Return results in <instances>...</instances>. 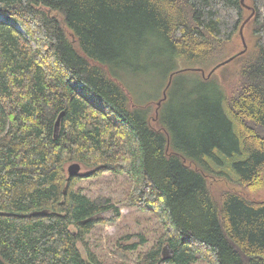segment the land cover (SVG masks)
<instances>
[{
  "label": "trees",
  "instance_id": "obj_1",
  "mask_svg": "<svg viewBox=\"0 0 264 264\" xmlns=\"http://www.w3.org/2000/svg\"><path fill=\"white\" fill-rule=\"evenodd\" d=\"M245 5L249 9L241 0H0L5 264H102L87 237L95 225L113 224L120 211L75 184L105 175L125 177L126 205L153 215L162 228L136 264H264V200L234 190L215 198L209 189L213 180L249 191L264 187V0ZM252 11L246 24L255 53L233 56L241 62L235 94L215 86L212 96L181 95L174 111L169 108L174 76L187 71L176 63L215 65ZM154 56L169 63L161 91L173 76L153 111L149 103L134 105L124 78L148 73L143 65ZM192 72L200 91L213 87V73ZM73 163L83 172L68 178ZM139 238L123 250L145 244ZM166 245L172 254L164 260Z\"/></svg>",
  "mask_w": 264,
  "mask_h": 264
},
{
  "label": "rangeland",
  "instance_id": "obj_2",
  "mask_svg": "<svg viewBox=\"0 0 264 264\" xmlns=\"http://www.w3.org/2000/svg\"><path fill=\"white\" fill-rule=\"evenodd\" d=\"M249 3V0H245ZM251 26L246 24L243 28L242 36L246 44V51L248 55L255 53V38L252 36ZM241 37L239 33L233 36L231 42L224 48L225 52L223 57L219 59L215 65L210 67H200V70L204 71V77L208 75L210 70L220 64L232 58L234 55L241 52L243 49ZM245 51V52H246ZM167 61L162 60L158 56H154L149 61H146L145 66L148 73L142 72L138 76H127L126 86L129 89L131 100L134 105L145 106L146 104H152V110H155V104L159 98L162 97L161 89L164 86L165 77L168 72ZM241 62L233 60L228 64L218 68L212 75L211 85L212 88L206 90L198 89L197 75L189 69H195L196 66L187 64L183 61L176 63L179 70L187 71L178 74L175 77L177 79V86L174 89V98L169 103V108L177 107L181 102L180 96H186L191 94L192 99L198 97L199 93L204 94L206 97L212 96L215 86L219 89L222 86L228 95L235 94L239 83V72ZM197 69V67H196ZM221 87V88H222ZM83 170V169H82ZM80 172H83V171ZM264 173V172H263ZM264 177V176H263ZM128 180L125 177L105 175L97 179L90 181H81L76 183V187H81L82 192L86 197L90 199L107 198L116 206L120 211V217L115 220L113 224H99L95 225L87 237L88 248L95 254L97 261L102 264H119L128 263L136 264L139 253L148 251L153 244H155L157 237L161 234L162 228L155 219V217L148 213H142L134 208H130L124 201L125 195L128 190ZM209 189L215 198H219L220 195L226 190H234L241 193L245 198L254 201L264 200V187L255 191L243 190L233 187L221 180H213L209 182ZM111 213H104L102 218H111ZM131 238L127 241L126 237ZM142 236L146 239L145 244L139 246L137 250L125 252L123 249L128 245L137 244L139 237ZM82 246L79 245L78 249L85 256V252ZM203 264V263H197Z\"/></svg>",
  "mask_w": 264,
  "mask_h": 264
},
{
  "label": "water",
  "instance_id": "obj_3",
  "mask_svg": "<svg viewBox=\"0 0 264 264\" xmlns=\"http://www.w3.org/2000/svg\"><path fill=\"white\" fill-rule=\"evenodd\" d=\"M241 3H242L243 6H245L246 9H249V7L245 5V0H241ZM48 14H49V11H48ZM253 14H254V11L251 12V14L247 18V20H245L243 23H241L242 25H241V27L239 29V36L241 37V41H242V45H243V48L242 49L243 50L237 54L238 56L242 55L246 51V49H245L246 48V44H245V41L243 39L242 32H243V28L245 27L246 23L251 19V17L253 16ZM233 58L234 57H232V58H230V59H228L226 61H223V63L220 62V64H218L217 66H215L208 73V75H206V76L207 77H210L212 75V73H214L218 68H220L221 66H224V65L228 64L230 61L233 60ZM186 70L185 69L184 70H180L179 72H183V71H186ZM189 70L195 71L197 73L200 72L201 73V76L204 77L203 76L204 75V72L202 70H200V69H196L195 68V69H189ZM172 76H173V74L168 77L169 79H168L167 86L163 90L162 100L156 103L158 107L160 106V102H162V101H164L166 99V91L165 90H167V88L169 87V85L171 83V80H172V78H171ZM61 117H62V113L58 116L57 120H55L54 133H53L54 134V137H56L57 136V133H59V127H60V119H61ZM81 170H82V167H81L80 164H77V163L70 164L66 168V172L68 174V178H72V177H75V176L80 175L81 174V172H80ZM43 214H45V212H43ZM84 222H87V221H84ZM171 254H172V251H170L169 248L166 245V247H164L162 249V252H161L162 257L161 258H163L164 260H166V259L169 258V256H171ZM0 264H5V262L1 258H0Z\"/></svg>",
  "mask_w": 264,
  "mask_h": 264
}]
</instances>
